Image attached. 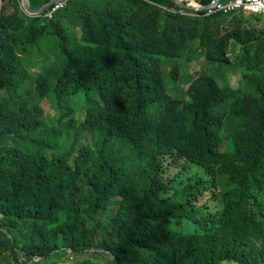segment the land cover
<instances>
[{
    "label": "trees",
    "instance_id": "obj_1",
    "mask_svg": "<svg viewBox=\"0 0 264 264\" xmlns=\"http://www.w3.org/2000/svg\"><path fill=\"white\" fill-rule=\"evenodd\" d=\"M23 8L0 7V264H264L261 18Z\"/></svg>",
    "mask_w": 264,
    "mask_h": 264
},
{
    "label": "built area",
    "instance_id": "obj_2",
    "mask_svg": "<svg viewBox=\"0 0 264 264\" xmlns=\"http://www.w3.org/2000/svg\"><path fill=\"white\" fill-rule=\"evenodd\" d=\"M70 0H64L57 4L53 8V12H56L60 9L66 8ZM186 2H193L191 0H184ZM242 11L245 15H256L261 18L262 26L264 29V0H230L227 3L219 2L215 5L209 7L206 10L207 17L213 16V14L224 13L231 14L234 12ZM175 13V11H171ZM178 14L188 15L185 12L177 11Z\"/></svg>",
    "mask_w": 264,
    "mask_h": 264
},
{
    "label": "rangeland",
    "instance_id": "obj_3",
    "mask_svg": "<svg viewBox=\"0 0 264 264\" xmlns=\"http://www.w3.org/2000/svg\"><path fill=\"white\" fill-rule=\"evenodd\" d=\"M223 1H226V0H223ZM6 2V0L4 1V3ZM4 5V4H3ZM1 7V5H0ZM237 13H243L242 11H238ZM201 63L203 62H200V63H192V64H186V63H182L181 64V77H186V76H192L194 77L195 75H199L202 70H201ZM226 76L227 79H229V82H230V85L232 88H237L238 87V84L239 82L241 81V77H235V76H232L230 75V73L228 72H224V75H222V77ZM74 103L78 106V107H82L83 108V105H84V99L82 97H78L74 100ZM78 109V108H77ZM78 111H80L78 109ZM77 111V117H80L82 120H85V114L84 113H79Z\"/></svg>",
    "mask_w": 264,
    "mask_h": 264
},
{
    "label": "water",
    "instance_id": "obj_4",
    "mask_svg": "<svg viewBox=\"0 0 264 264\" xmlns=\"http://www.w3.org/2000/svg\"><path fill=\"white\" fill-rule=\"evenodd\" d=\"M63 0H52L49 3L45 4L43 7L35 9L33 8L32 4H31V0H24V7L27 10V12L31 15H39L42 14L46 11H48L52 6H54L55 4L61 2ZM220 0H213L212 3L210 5H207V7H192V5L187 4L184 0H174L175 4L185 10H189V11H196V12H201V11H206L208 9L209 6L211 5H215L219 2Z\"/></svg>",
    "mask_w": 264,
    "mask_h": 264
},
{
    "label": "clouds",
    "instance_id": "obj_5",
    "mask_svg": "<svg viewBox=\"0 0 264 264\" xmlns=\"http://www.w3.org/2000/svg\"><path fill=\"white\" fill-rule=\"evenodd\" d=\"M64 1V0H63ZM71 1V0H70ZM70 1H69V3H70ZM192 2H193V4L190 2H186L187 4H189V5H192V7H195V8H198V7H196L195 6V0H191ZM24 2V0H22V3ZM62 2V1H61ZM219 2H221V0L219 1ZM218 2V3H219ZM60 3V2H59ZM59 3H57V4H59ZM69 3H68V5H69ZM223 3V2H222ZM57 4H55L54 6H52L49 10H51L52 9V11H53V8L57 5ZM210 5V4H209ZM212 6V5H211ZM23 7H24V3H23ZM206 7H207V5H206ZM210 7V6H209ZM209 7H208V9H209ZM34 8V7H33ZM200 8V7H199ZM24 9V11L27 13V14H29L28 12H27V10L25 9V7L23 8ZM63 9H65V8H63ZM48 10V11H49ZM60 10H62V9H60ZM193 12H196V11H193ZM201 12H206V11H201ZM198 13H200V12H198ZM29 15H31V14H29ZM31 16H34V15H31ZM36 16V15H35ZM248 16V15H247ZM240 77V76H239Z\"/></svg>",
    "mask_w": 264,
    "mask_h": 264
},
{
    "label": "crops",
    "instance_id": "obj_6",
    "mask_svg": "<svg viewBox=\"0 0 264 264\" xmlns=\"http://www.w3.org/2000/svg\"><path fill=\"white\" fill-rule=\"evenodd\" d=\"M4 1L5 0H0V5H3L4 4Z\"/></svg>",
    "mask_w": 264,
    "mask_h": 264
}]
</instances>
